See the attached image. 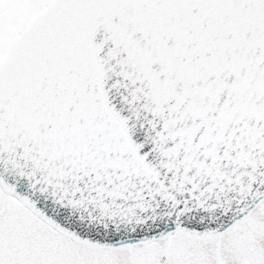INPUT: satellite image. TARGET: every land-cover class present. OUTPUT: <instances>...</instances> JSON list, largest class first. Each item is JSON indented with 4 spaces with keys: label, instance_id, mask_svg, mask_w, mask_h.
<instances>
[{
    "label": "snow or ice",
    "instance_id": "6c2138e0",
    "mask_svg": "<svg viewBox=\"0 0 264 264\" xmlns=\"http://www.w3.org/2000/svg\"><path fill=\"white\" fill-rule=\"evenodd\" d=\"M0 264H264V0H0Z\"/></svg>",
    "mask_w": 264,
    "mask_h": 264
}]
</instances>
